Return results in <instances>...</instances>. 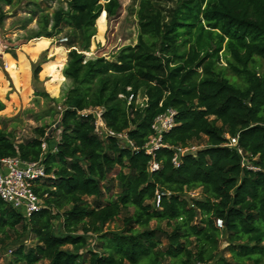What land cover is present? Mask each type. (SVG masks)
<instances>
[{"label": "trees", "instance_id": "1", "mask_svg": "<svg viewBox=\"0 0 264 264\" xmlns=\"http://www.w3.org/2000/svg\"><path fill=\"white\" fill-rule=\"evenodd\" d=\"M65 4L51 13L39 9L38 26L26 38L72 31L62 69L71 85L59 121L49 130L33 128L20 142L0 128V158H41L46 174L33 186L43 205L28 218L0 198V247L14 246L0 264H264V0H177L168 20L156 2L140 0L136 44L113 58L88 60L80 50L89 48L95 25L102 39L106 18L117 17L121 2ZM48 45L40 38L28 49ZM56 52L49 68L58 71L64 50ZM6 69L16 86L28 84L23 55ZM35 94L47 97L37 87ZM94 108L102 109L100 134ZM167 108L176 111L175 125L148 154L153 120ZM121 133L132 145L120 144ZM230 137H237L235 146L227 145ZM204 138L192 152L191 143ZM197 188L201 197L187 196ZM119 220L121 226L106 228Z\"/></svg>", "mask_w": 264, "mask_h": 264}, {"label": "rangeland", "instance_id": "2", "mask_svg": "<svg viewBox=\"0 0 264 264\" xmlns=\"http://www.w3.org/2000/svg\"><path fill=\"white\" fill-rule=\"evenodd\" d=\"M139 1L120 0L121 7L117 17L111 20L106 18V26L101 40L98 38L97 27L95 25L96 32L91 36L87 50H80L79 43L77 42L75 44V47L84 54L86 60L95 58L96 56H103L110 59L113 58L121 47L136 44L138 36L137 10L139 8ZM153 1L162 9L161 11L165 20L170 18L171 10L177 6V0ZM100 2H104V0H100ZM61 5L66 6L65 0H13L11 5L0 3V8L5 13L0 18V100L5 105L4 109L0 111V128L10 131L16 142L26 140L33 136V128L39 127L42 124H49L46 130L55 128L65 107L63 100L70 88L71 82L63 75L62 69L66 64L70 46L67 44L68 41L63 42L61 39L67 37L68 40L72 31L68 27H62L61 31L52 37H37L26 40L31 31L35 30L38 26L39 9L42 8L46 12L51 13ZM35 12L36 14L33 15ZM29 18L31 20L27 22ZM40 38L49 40L48 47L37 53L31 52L28 48ZM56 48L64 50V59L58 71L49 68V64L58 57ZM20 54L29 63V80L28 84L24 87L16 86L9 71L6 69V65L10 60L16 65ZM219 54V64L225 65L223 52L220 51ZM37 66L39 71L37 73V79L34 80L32 76L33 70ZM36 87L46 92L47 97L42 94L36 95ZM51 98L57 101H53ZM144 99L143 96L139 95L136 101L141 103ZM92 113L96 118L98 115L97 120H95L97 126L95 131L100 134V128L104 130L103 126H101L104 125L101 118L102 109L94 108ZM59 133V129L51 133V137L53 138L52 145L59 139ZM125 139L126 137L120 138L119 142L121 145L128 143ZM148 139L151 141L155 140L153 134H150ZM205 144L206 138L200 144L193 142L191 143L190 150L195 152L203 148ZM245 164H247L246 161ZM118 170L119 167H115L110 177H114ZM116 184V181H114L113 192L116 191ZM201 194L200 188L187 191V196L199 198ZM57 222L55 221V223ZM150 224L154 226L156 223L152 221ZM161 225L164 226V223ZM119 226H121L120 220L119 222L115 221L109 223V225L107 224L106 228L113 229ZM31 237L32 235H28L29 239L24 240L25 245L30 246L33 244ZM220 241V248L223 249L226 246V241L223 237L220 238ZM90 243L92 244L93 241ZM13 247L9 246V242L5 247H0V262L8 258ZM224 255L228 258L230 256L227 251L224 252ZM168 263V260L164 261V264Z\"/></svg>", "mask_w": 264, "mask_h": 264}, {"label": "built area", "instance_id": "3", "mask_svg": "<svg viewBox=\"0 0 264 264\" xmlns=\"http://www.w3.org/2000/svg\"><path fill=\"white\" fill-rule=\"evenodd\" d=\"M63 42L67 41V37L61 39ZM176 111L173 108H167L163 113L158 114L151 125L154 133V141L148 140L144 145V149L148 154H153L154 151L161 145L160 138L161 134L168 131L175 125ZM98 118V115H97ZM96 118V120H97ZM95 128L97 129L96 122ZM101 124V123H100ZM104 128V125H101ZM103 130V129H102ZM100 128V132H102ZM113 134L112 132H109ZM124 134H119L120 138ZM128 144L132 143L125 139ZM237 143V137H230L228 146H235ZM47 147V142L43 141L41 143V149L45 152ZM241 153V150L238 149ZM174 163L176 164V160ZM158 168L156 162H152L150 169L154 170ZM45 168L41 161V158L36 161H26L22 160L19 156H8L0 158V198L9 204L12 208L20 211L22 215L28 218L33 212L38 211L43 205L42 199L34 192L33 186L34 182L38 178L44 177ZM162 194V193H161ZM160 195L157 194L155 203L158 206ZM216 225L220 228L222 227V221L220 219L216 220ZM194 264H213L212 262H201L197 261Z\"/></svg>", "mask_w": 264, "mask_h": 264}]
</instances>
